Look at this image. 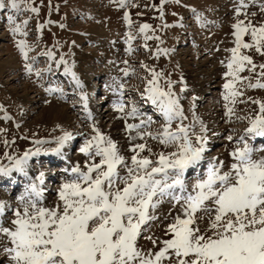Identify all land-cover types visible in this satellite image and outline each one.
<instances>
[{
	"label": "rangeland",
	"instance_id": "374dc122",
	"mask_svg": "<svg viewBox=\"0 0 264 264\" xmlns=\"http://www.w3.org/2000/svg\"><path fill=\"white\" fill-rule=\"evenodd\" d=\"M15 2L17 6L12 7V0H0L5 5L0 8V167L12 169L15 160L37 149L40 154L29 156V171L24 169L27 175L20 171H15L16 175L0 173V202L6 205L0 223L4 226L10 227L13 213L22 210L20 197L29 198V185L36 184L42 191L44 206L54 207L60 185L70 178L67 171L74 166L86 170L87 163L98 162V157L92 161L79 151L95 134L93 125L112 139L129 161L133 154L129 149L140 143L152 150L140 155L152 160L160 152L177 151L175 145L165 146L152 138L159 137L165 126L170 131L186 127L194 145L197 136L205 137L204 159L185 176L189 187L197 177H203L213 160L223 161L222 170L227 171L233 162L230 153L245 143L254 149L256 157L264 156V137L247 132L249 118L255 119L259 113V105L252 101L264 102V88L248 87L257 79L264 82L257 75L261 69L240 73L247 77L237 84L243 92L238 98L241 102L232 105L223 98V85L230 79L224 75L225 65L231 56L229 49L235 47L232 25L238 19L264 25V12L260 10L264 0ZM33 7L38 11L32 12ZM143 24L150 25L145 32L140 31ZM16 26H20V32L12 30ZM129 36L133 37L130 41ZM21 40L30 49L27 59L17 47ZM244 40L251 42L248 35ZM241 51L255 64H264V56L254 49ZM61 60L64 62L59 63ZM27 66H31V72ZM152 72L160 74L155 83L164 92L171 91L182 112V118H174L170 126L159 102L154 104L148 98L146 89L152 87ZM119 104H123V111L117 109ZM226 104L234 109L231 116L225 115ZM133 108L137 115L129 116ZM127 124L141 127L127 130ZM64 132L72 139L65 142L58 155L52 150L57 147L56 138ZM138 133L151 135L140 139ZM130 136L137 138L130 140ZM37 140L46 142L37 144ZM50 154L55 156L52 167L44 161L39 163V157L47 159ZM65 159L70 163H64ZM54 166L61 170L55 172ZM47 170L51 176L41 183L36 178ZM13 175L18 186L1 182ZM178 213L179 208L165 199L156 209L158 219L151 222L139 245L145 251H158L162 246L159 241L169 238L165 235L167 225ZM198 225L207 228V216ZM145 236L158 239L157 245ZM6 242L0 237V245ZM0 264H8L2 250Z\"/></svg>",
	"mask_w": 264,
	"mask_h": 264
},
{
	"label": "snow or ice",
	"instance_id": "6c2138e0",
	"mask_svg": "<svg viewBox=\"0 0 264 264\" xmlns=\"http://www.w3.org/2000/svg\"><path fill=\"white\" fill-rule=\"evenodd\" d=\"M11 6H17L15 0ZM30 10L38 11L35 7ZM260 10L264 12V6ZM149 28L150 25L143 24L140 31ZM232 28L235 47L229 49L231 56L225 65L224 75L230 79L223 85V98L234 105L241 102L238 98L243 95L237 84L247 79L240 73L255 72L259 67L257 75L264 78V64H255L251 56L241 51L254 49L264 56V25L238 19ZM12 30L20 32L21 28L16 26ZM245 35L250 37V43L245 42ZM17 47L27 59L30 49L26 42L21 40ZM27 70L31 72V66ZM159 75L152 72V87L146 91L154 104L159 102L170 126L174 118H182V112L171 91L164 92L155 83ZM171 83L168 82L169 89ZM248 87L264 88V82L257 79ZM252 102L259 105V113L255 119L249 118L251 127L247 132L264 137V102ZM116 107L123 111V104ZM225 107V115L231 116L234 109L228 104ZM128 115H137V110L133 108ZM141 124H127L126 129H139ZM92 130L95 134L79 151L92 161L96 157L99 160L87 163L86 170L72 167L70 178L57 191L58 203L54 207L44 206L42 191L36 184L29 185V198L20 197L23 207L13 213L11 226L0 223V237L7 241L0 245V250L8 257V264H264V156L256 157L248 143L230 153L233 162L227 171L222 170L223 161L213 160L203 177H197L189 187L185 172L204 159L205 137L197 136L194 145L186 127L177 126L176 131H170L165 126L159 137L152 138L165 146L175 145L177 151L160 152L152 160L140 155L152 151L140 143L129 149L133 153L129 161L112 139L95 125ZM137 135L143 139L151 134ZM71 139L72 135L64 132L56 138L57 147L52 151L60 154L65 142ZM39 154V149L25 153L14 161L13 169L27 175L24 169L29 156ZM13 169L0 167V173L7 175ZM43 177L44 173H40L36 179L43 183ZM165 199L178 207L179 213L167 225L165 235L169 238L159 241V250L145 251L139 240L151 222L158 219L156 209ZM5 207L0 202V215ZM205 216L208 226L201 229L198 221ZM144 238L153 246L158 243L151 236Z\"/></svg>",
	"mask_w": 264,
	"mask_h": 264
},
{
	"label": "bare ground",
	"instance_id": "6f19581e",
	"mask_svg": "<svg viewBox=\"0 0 264 264\" xmlns=\"http://www.w3.org/2000/svg\"><path fill=\"white\" fill-rule=\"evenodd\" d=\"M216 94V93H215ZM57 116V115H56ZM61 118V117H60ZM206 150H207V148H206ZM59 155V154H58ZM55 157V156H54ZM53 156H51V154L48 156V157H46L47 159H42V157H39V158H41V159H39V163H42V161H44V163L45 164H47V166L48 167H52L53 165V162H54V160H53V158H54ZM58 157V156H57ZM70 159V158H69ZM47 160H49V161H47ZM48 162V163H47ZM64 163H67V164H69L70 163V161L68 160V159H65V162ZM56 164V163H55ZM66 164V165H67ZM26 168H27V170L29 171V168H28V165H26L25 166ZM55 167V166H54ZM194 167H192V168H190V169H188L186 172H185V176L188 174V173H190V171L193 169ZM13 169V168H12ZM54 169H56V171L55 172H58L59 170H61V169H59L58 167H55ZM70 170V169H69ZM16 170L15 169H13L12 171H10L12 174H15L16 172H15ZM48 171V170H47ZM68 172H70V171H67V173ZM192 172V171H191ZM16 175V174H15ZM47 175H50L51 176V174L49 173V171L48 172H45L44 173V177H43V180H46V177H47ZM50 176H48V178H50ZM7 181L6 180H3V181H1L2 183L3 182H5V183H3V184H5V185H10V186H12L13 188L15 187V186H18L19 185V182L17 181V179H14V175H13V177L11 176V177H7ZM13 180V181H12ZM21 183V182H20ZM18 184V185H17ZM0 185H1V183H0ZM2 186V185H1ZM16 188H18V187H16ZM175 210V209H174Z\"/></svg>",
	"mask_w": 264,
	"mask_h": 264
}]
</instances>
